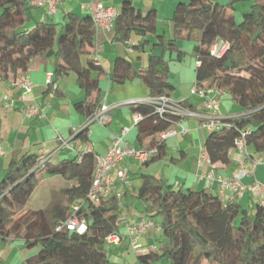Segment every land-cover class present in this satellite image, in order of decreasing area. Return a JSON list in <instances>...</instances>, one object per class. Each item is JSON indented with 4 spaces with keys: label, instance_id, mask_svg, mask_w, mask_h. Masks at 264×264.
<instances>
[{
    "label": "trees",
    "instance_id": "16d2710c",
    "mask_svg": "<svg viewBox=\"0 0 264 264\" xmlns=\"http://www.w3.org/2000/svg\"><path fill=\"white\" fill-rule=\"evenodd\" d=\"M244 5L242 20L236 6ZM247 7V8H246ZM31 0H0V80L16 83L27 76L34 61L53 69L50 85L57 88L64 76L74 73L83 99L75 109L88 120L102 105L103 80L112 85L136 79L148 88L150 97L169 96L172 62H182L184 42L194 45L196 87L229 94L241 114L224 118L219 130L210 132L204 152L212 165L229 166L230 152L246 134L248 159L264 156V0H181L172 17L173 37L158 34V13H143L131 0H124L113 22L115 39L125 44L135 35L140 40L131 49L142 54L149 36L153 48L167 50L170 58L151 54L149 65L137 69L126 58H117L108 74L95 56L98 28L93 14L68 13L61 24L43 21L29 28ZM228 49L221 56L211 52L217 42ZM57 91V89H56ZM137 121L139 149L156 150L147 161L168 157L163 132L176 128L188 117L176 113L160 116L152 105H128ZM1 129V120H0ZM90 126L74 137L89 142ZM40 157L25 155L11 163L0 182V240H23L36 254L26 264H109L110 236L119 237L121 207L108 196L95 203L89 199L97 166V155L86 152L78 158L41 163ZM176 162V159H172ZM49 176L72 183L63 191L67 206L60 212L25 210L20 198L29 200ZM138 199L146 212L161 220L162 240L156 250L139 256L141 264H264V203L253 215L238 199H224L209 189H173L165 180L143 175ZM71 206H80L73 210ZM85 221L82 231L57 230L70 215Z\"/></svg>",
    "mask_w": 264,
    "mask_h": 264
},
{
    "label": "crops",
    "instance_id": "0c3cea01",
    "mask_svg": "<svg viewBox=\"0 0 264 264\" xmlns=\"http://www.w3.org/2000/svg\"><path fill=\"white\" fill-rule=\"evenodd\" d=\"M32 1V0H31ZM124 0H58L57 12L49 13L48 5L41 7L33 6L30 12L29 27L39 22L49 21L61 24L70 12L85 15L93 14L100 9L112 10L116 15L121 11ZM135 7L143 13L156 10L158 13V34L166 35V39L173 37L172 17L181 0H131ZM156 36H149L151 43L142 54L131 49L133 44L139 42L135 35L129 44L115 39L113 28L107 30L99 27L95 40V56L103 68L110 74L113 71L117 58L130 60L137 69H145L149 65L151 54L162 55L165 59L170 58V53L159 48H153ZM194 46L184 43L182 50L186 54L193 52ZM194 61V60H193ZM172 62L171 69L176 74H170V80L174 90L170 97L182 103V105L195 113L185 119L181 125L187 130L186 134H178L166 139L168 157L157 162H151L137 158L125 157L120 167L127 170L130 183L123 187L116 179V170L111 172L112 180L118 190L122 191V204L125 214L119 221L118 240L110 244L108 256L109 264H141L139 256L156 250L162 240L161 220L146 212L147 205L138 199L143 175H152L161 178L172 186L173 189L200 191L209 189L216 195L229 199L230 192H224L215 183L209 186L207 181L201 179L204 172H212L216 177L230 179L242 170V165L253 169L252 173L243 179L250 187H261L264 189V156L256 157L261 160L257 167H253V159H247L236 149L230 152L231 165L220 164L207 165L203 162L204 143L210 132L203 126L204 121L199 115H206L205 99L199 95H193L191 89L196 84L195 61ZM53 69L45 68L39 59L31 66L27 77L32 84V97L24 99V90L13 82L0 80V182L4 179L11 163L20 160L25 155H34L41 158L48 157L52 163L61 160L78 158L86 152H93L97 157L105 156L112 146L115 138L121 135L124 129H128L125 136L126 141L135 148H139L136 142L137 130L136 115L132 113L127 105L122 102L149 97L148 88L136 79L125 84L112 85L107 76L103 80V102L110 107L108 111L109 121L106 126L93 124L90 126L89 142L83 144L75 141L76 134L84 128L86 117L79 114L75 105L83 99V91L79 88L76 75L70 73L61 78L57 88L50 85ZM176 75V76H175ZM57 89V91H56ZM229 94L221 96L220 116L223 118L234 117L241 114L232 100L226 98ZM7 97L13 106L5 104ZM225 97V98H224ZM224 99V100H223ZM39 105L43 116L27 118L26 109L32 105ZM172 159H176L173 162ZM61 177L49 176L39 185V189L33 193L29 200H19L23 203L25 210L30 205L33 196L45 186L44 194L46 201L42 207H33L32 210L39 211L50 209L52 212H60L67 206V200L63 194L65 189L72 183L60 181ZM48 197L51 200H48ZM261 198V199H260ZM264 196L249 191L242 199L241 205L247 210L254 209L258 203L263 202ZM74 206L70 208L73 209ZM150 224L147 231L139 238L141 249L135 252L130 244V228L134 224ZM38 249H29L23 240H0V264H26L27 259L36 254ZM160 264H167L162 261Z\"/></svg>",
    "mask_w": 264,
    "mask_h": 264
},
{
    "label": "built area",
    "instance_id": "2783aa9c",
    "mask_svg": "<svg viewBox=\"0 0 264 264\" xmlns=\"http://www.w3.org/2000/svg\"><path fill=\"white\" fill-rule=\"evenodd\" d=\"M48 5V10L50 14H55L57 12L58 0H32L31 5L36 7H41L44 5ZM93 17L96 23V27H102L107 30H111L113 28V22L116 17V14L108 9L103 10L100 9L97 12L93 13ZM228 49V45L222 41L215 43L211 52L213 55L221 57L226 50ZM15 85L19 86L24 90V99H28L32 97V84L27 76L21 77ZM191 93L193 95H199L205 99V111L206 115H199L204 121V127L209 131L219 130L222 127V122L224 118L220 116V105H221V96L223 92L217 90L203 91L201 88L194 86L191 89ZM5 104L9 107L13 106V102H11L7 97H4ZM148 104L152 105L155 111L163 116L165 113H176L181 116L191 117L196 116L195 113H192L190 110L185 108L181 102L172 99L169 96H160V97H146L142 99H134L122 102L121 105H131V104ZM110 107L105 105L102 102V105L99 109H97L93 115L86 121V126H91L93 124H98L101 126H106L109 121L108 111ZM247 114V113H243ZM241 114V115H243ZM25 115L27 118H32L34 116H43L41 108L39 105L32 104L30 105L26 111ZM141 117L136 115L137 121ZM128 133V129H124L121 135H118L112 146L109 148L108 152L105 156L97 157V166L95 171V178L93 180V186L89 193V199L95 203L99 202L101 198H106L108 196L115 195L120 201V207L122 210L121 216L125 214L124 207L122 204V191L118 190L115 182L112 180L111 172L116 170V179L121 183L123 187H126L130 183V177L126 169L120 167L121 162L125 157H137L143 160H148L153 154H155L156 150H143L139 148H135L130 145L125 136ZM187 130L181 125L178 124L176 128L163 132L160 135V139L166 140L169 137L176 136L178 134H186ZM246 134H243L242 137L236 142V150L243 156L248 159V148L245 139ZM0 146V153H1ZM203 162L207 165H212L210 159L205 154L203 150ZM46 160H49L48 157H45L41 163H44ZM253 167H257L261 160L254 159ZM253 169L242 165V170L236 176L230 179H224L222 177H216L212 172H204L201 175V179L207 181L209 186L217 183L221 190L224 192H230L231 197L229 199H242L249 191H253L254 193H258L264 196V189L261 187H250L243 182V179L252 173ZM264 203V198L263 202ZM80 206H74L73 210H78ZM150 224L138 223L131 226V236H130V244L135 252H138L141 249V245L139 244V238L142 233H145ZM66 227L69 231H82L86 228L85 221L79 220L75 217V214L70 215L69 218L61 223L57 230H61ZM118 240V236H110L108 238L109 243H114Z\"/></svg>",
    "mask_w": 264,
    "mask_h": 264
},
{
    "label": "rangeland",
    "instance_id": "374dc122",
    "mask_svg": "<svg viewBox=\"0 0 264 264\" xmlns=\"http://www.w3.org/2000/svg\"><path fill=\"white\" fill-rule=\"evenodd\" d=\"M213 2L214 3H220V4H225V3H227V0H213ZM244 3L243 4H238L237 6H236V10H235V15H236V17H237V20H242V17H243V12H244ZM121 7H122V5H121ZM247 8V7H246ZM29 25V24H28ZM36 26V25H35ZM35 26H32V27H29V28H34ZM184 43H186V44H189V45H191V46H194L193 45V43L192 42H184ZM194 60V58L191 56V54L189 53V54H187L186 55V57H185V62H189V61H193ZM194 62V61H193ZM181 63V62H180ZM173 69V68H172ZM171 69V72H172V74H176V71L175 70H172ZM171 74V73H170ZM176 76V75H175ZM225 98V97H224ZM226 98L227 99H229V101L230 100H232V98H231V96L229 95V96H226ZM224 100V99H223ZM232 102H233V100H232ZM234 103V102H233ZM234 105H235V103H234ZM220 106H222V104L220 105ZM220 111H221V108H220ZM220 113V112H219ZM60 179V181H63V182H65L64 180H62L61 178H59ZM65 183H69V182H65ZM39 189V188H38ZM37 189V190H38ZM44 189H45V186H42V188H40V190L38 191V192H36V194L33 196V198H32V200H31V202H30V205L31 206H33V207H42V206H44V202L46 201V196H45V194H44ZM36 190V191H37ZM256 194H259V192L258 193H256ZM262 194V193H261ZM264 194V193H263ZM261 199V198H260ZM48 200H51V198H49L48 197ZM31 206H29L28 208H27V210H32V209H30V208H32ZM244 208V207H243ZM46 210V209H45ZM247 211H248V213H249V215H253V209H247ZM36 248H38V247H35V249ZM205 264H207V263H205Z\"/></svg>",
    "mask_w": 264,
    "mask_h": 264
},
{
    "label": "bare ground",
    "instance_id": "6f19581e",
    "mask_svg": "<svg viewBox=\"0 0 264 264\" xmlns=\"http://www.w3.org/2000/svg\"><path fill=\"white\" fill-rule=\"evenodd\" d=\"M44 158H41L40 160L42 161Z\"/></svg>",
    "mask_w": 264,
    "mask_h": 264
}]
</instances>
